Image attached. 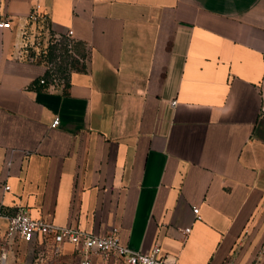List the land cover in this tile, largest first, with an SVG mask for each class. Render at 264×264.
Wrapping results in <instances>:
<instances>
[{
    "label": "crops",
    "instance_id": "obj_1",
    "mask_svg": "<svg viewBox=\"0 0 264 264\" xmlns=\"http://www.w3.org/2000/svg\"><path fill=\"white\" fill-rule=\"evenodd\" d=\"M0 20L11 22L0 28V236L27 208L98 235L116 229L133 250L159 244L176 264L254 260L264 247V0H0ZM69 28L86 69L67 88L43 86L25 33ZM54 245L17 240L6 264L81 260L74 244L59 256Z\"/></svg>",
    "mask_w": 264,
    "mask_h": 264
},
{
    "label": "built area",
    "instance_id": "obj_2",
    "mask_svg": "<svg viewBox=\"0 0 264 264\" xmlns=\"http://www.w3.org/2000/svg\"><path fill=\"white\" fill-rule=\"evenodd\" d=\"M38 8H35L29 15L31 22L38 23L40 21ZM11 22L8 20H0V28H10ZM51 45L57 44L58 56L54 61H43L45 73L49 72L51 81L47 82L45 74L40 78L41 84H48L49 87H56L59 82L56 64L59 63L62 57L67 54H74L72 29H67L63 34L49 33ZM67 41L66 48H61V41ZM26 47L36 44V36L31 32L25 33ZM31 43V44H30ZM50 45V46H51ZM49 46V47H50ZM49 47L43 48L40 51L41 56H45ZM37 57H41L35 54ZM35 58V57H33ZM61 82V81H60ZM63 86V85H62ZM60 122L59 116H56L52 122V126H57ZM6 190L10 189L9 185L4 186ZM197 218H199V208H193ZM2 210L0 209V215ZM191 227L183 229L185 234H188ZM52 237L54 240L53 255L59 256L62 252V244L72 243L76 246V252L81 255L80 264H93L96 256L101 257V260L112 259L117 264H176L174 259H170L161 254V246L155 244L150 251L133 250L121 242L116 229L105 235H98L93 232L84 230L78 226H61L49 222L42 218H34L29 210L20 208L15 213L8 216V227L4 235L0 237V264H6L7 253L9 247L17 240H23L28 243H33L36 240H42ZM224 264H237L235 259L230 258ZM250 264H264V247L256 254L254 260Z\"/></svg>",
    "mask_w": 264,
    "mask_h": 264
},
{
    "label": "trees",
    "instance_id": "obj_3",
    "mask_svg": "<svg viewBox=\"0 0 264 264\" xmlns=\"http://www.w3.org/2000/svg\"><path fill=\"white\" fill-rule=\"evenodd\" d=\"M67 41L62 39L61 48H66ZM74 45V54H67L68 56L62 57L61 61L56 64V70L58 72L59 82L56 86H64L67 88L70 83V74L74 70H85L87 63V51L80 45L78 42H73ZM30 58L34 57L33 52H29ZM58 56L57 54V44H52L49 47L47 54L43 57H38L36 60L39 63H43V61H54V59ZM45 77L47 78V82L51 81V76L49 72L45 73ZM61 81V82H60ZM43 86H48V84H42Z\"/></svg>",
    "mask_w": 264,
    "mask_h": 264
},
{
    "label": "rangeland",
    "instance_id": "obj_4",
    "mask_svg": "<svg viewBox=\"0 0 264 264\" xmlns=\"http://www.w3.org/2000/svg\"><path fill=\"white\" fill-rule=\"evenodd\" d=\"M35 31V30H34ZM36 31H39L36 35V44H33L29 47V51L33 52L34 53V57L35 58H38L37 56H35V54L40 55V51L43 49V48H47L51 45V40H50V36L49 34H46L45 32H43L41 30H36ZM30 33V31H29ZM34 35V33H31ZM31 44V43H30ZM1 237V236H0ZM14 250V252L16 253V255L18 254H21L22 253V250L19 249L18 247L16 248V246L14 248H12ZM0 253H1V250H0ZM79 258L75 257V261L73 264H80L79 262ZM8 264H12L11 262H8ZM16 264V263H15Z\"/></svg>",
    "mask_w": 264,
    "mask_h": 264
}]
</instances>
